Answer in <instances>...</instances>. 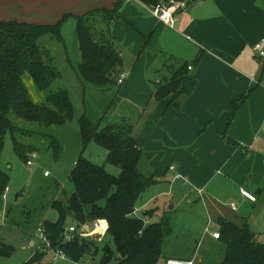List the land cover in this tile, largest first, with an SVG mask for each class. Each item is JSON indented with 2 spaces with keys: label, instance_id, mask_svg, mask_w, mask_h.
Here are the masks:
<instances>
[{
  "label": "crops",
  "instance_id": "0c3cea01",
  "mask_svg": "<svg viewBox=\"0 0 264 264\" xmlns=\"http://www.w3.org/2000/svg\"><path fill=\"white\" fill-rule=\"evenodd\" d=\"M111 3L114 0H29L21 4L17 14L22 15L19 21L54 23L66 12H101L99 8ZM126 3L144 8L151 16L143 18L135 9L130 15L129 5L123 6V21L107 32L114 46L115 42L120 46H115L122 60L120 73L125 72L121 46L135 42L131 55L136 61L131 62L117 97H127L131 91L141 110L140 119L147 115L148 123L141 129L139 122L131 123L128 115L121 113L119 117L132 125L145 167L158 172L157 182L166 181L168 195L176 189L180 198L187 199L189 192H196L209 204L214 217L237 224L247 221L252 230L264 225V209H257L264 203V62L257 61L252 49L264 37V2L196 0L174 14L172 27L152 15L140 1ZM152 30L148 47L158 44L161 50L157 54L154 49L152 55L145 53L144 57L145 37ZM189 55L191 60H184ZM197 56L199 62L192 64ZM162 57L165 59L160 64ZM184 62L191 63L187 69L196 75L192 92L178 96V106L171 104L172 94L156 98L164 65L169 64L163 75L169 81L173 70ZM244 94L231 117L233 102ZM241 189L254 195L255 200L242 195ZM153 201L150 196L141 202L140 214L148 213L145 222L160 217L156 208L146 209ZM30 245L35 244L31 241ZM195 255L196 250L193 261Z\"/></svg>",
  "mask_w": 264,
  "mask_h": 264
},
{
  "label": "trees",
  "instance_id": "16d2710c",
  "mask_svg": "<svg viewBox=\"0 0 264 264\" xmlns=\"http://www.w3.org/2000/svg\"><path fill=\"white\" fill-rule=\"evenodd\" d=\"M125 1L114 0L112 8L97 9L104 14L107 22H116L121 19L120 9ZM138 1L149 7L168 0ZM185 1L187 8L196 0ZM88 14L66 12L54 23L0 20V151L8 132L12 134L14 150L23 161L35 151L34 147L23 145L14 138V133L22 129L13 124L12 114L42 126L64 125L73 118L74 105L66 89L50 92L45 103H39L30 98L23 80L24 74H27L39 90H45L58 78L59 72L49 52L38 45V40L49 34L63 41L61 27L69 17L76 19L80 52L76 72L80 80L100 87L118 85L115 74L122 62L119 51L109 38L103 42L94 38L85 23ZM199 60L197 56L191 63L196 64ZM191 63L184 62L173 70L169 81L157 87L155 97L163 98L172 94L171 104L178 106V96L189 95L197 83L196 75L187 69ZM245 97L246 94L233 102L231 117ZM76 120L82 151L69 172L73 190L65 200L51 201L50 206L57 211V219L41 220L37 230L41 227L50 240L51 248L64 251L71 261H85L92 252V243L90 239L78 236L65 241L67 220L71 218L72 223L80 226L101 219L107 224L103 233L111 237L113 248L109 243L103 246L100 264H112L114 259V264H158L161 257L165 256L164 241L171 234L173 225L165 212L160 215V220L150 222H145L147 212H141L140 217L130 215L139 196L157 181L158 176L156 170L145 168L143 151L133 136L132 125L122 118L118 123L100 127V122L92 121L85 113ZM23 131L31 133L29 130ZM48 136L53 156L57 158L61 143L52 135ZM90 143L106 150L105 161L119 167L118 176L107 172L105 164H96L82 155ZM140 167L148 169L149 173L143 172ZM8 184L9 175L0 168V203ZM25 212L23 209L22 213ZM29 217L30 210H27L25 219L29 220ZM216 223L219 236L215 240L224 245V257L218 264H264V239H258L247 221L237 224L218 217ZM39 248L41 250H34L25 264H36L49 251L42 246ZM181 255L165 257L188 260L192 256Z\"/></svg>",
  "mask_w": 264,
  "mask_h": 264
},
{
  "label": "rangeland",
  "instance_id": "374dc122",
  "mask_svg": "<svg viewBox=\"0 0 264 264\" xmlns=\"http://www.w3.org/2000/svg\"><path fill=\"white\" fill-rule=\"evenodd\" d=\"M28 1L0 0V20H21L22 15L17 14L18 10L22 8L21 4ZM260 1L264 2V0ZM128 5L127 9H130V15L131 11L135 9L136 12L140 13L141 17H151L144 8L134 3H126L123 6ZM112 6L113 3L109 7H105L112 8ZM150 13L152 14L151 11ZM120 15V20L108 23L107 26L104 24L107 21L104 14L102 12H93L87 15L85 23L94 38L99 42H103L109 38L108 29L110 28L112 31L117 23L123 21L121 9ZM128 20L132 22V19ZM126 26L130 27V30L134 33L130 25ZM153 32L152 30L145 37V43L142 48L144 57L145 53L152 55V50L154 49L157 54L161 50V48H158V44H155L153 48L152 46L148 47V42ZM61 33L63 41L57 40L49 34L42 36L38 40V45L49 52V56L52 58L51 61L59 72L58 78L54 79L52 84L45 90H39L27 74H24L23 80L30 98L39 103H45L46 97L50 92L66 89L72 98L74 116L64 125L42 126L35 122L15 117L13 114L11 115L13 124L22 129L14 133V138L23 145L34 147L38 156L32 166H27L25 161L14 150L12 134L8 132L4 136L3 147L0 151V168L9 175V184L7 186L9 192L8 198L2 197V202L0 203V264H25L34 250H41L37 247L39 245L37 237L38 223L43 219L55 221L58 215L57 211L50 206L51 201L53 199L65 200L66 196L72 192L73 187L69 180V172L74 160L82 151L76 120L80 114L85 113L92 121L100 122V127L118 123L121 113L128 115L131 123L139 122V129L148 123L147 115H143L140 119L141 110L136 98L131 97V91H129L127 97H117V92H119L118 85L100 87L80 80L76 72L77 64L80 62V52L76 36L75 17H69L63 22ZM128 43L126 47L121 46L123 52H125L123 69L127 76L131 62L134 61L131 49L135 42L131 40ZM117 45L119 46V43L115 42L116 47ZM191 58L189 55L184 60L190 61ZM164 59L163 57L160 58L159 63L164 62ZM118 67L115 77L120 74ZM168 68L169 64H165L161 69L162 78L160 83H158L159 85L167 81L163 78V75L167 74ZM23 130H29L31 133ZM48 134L57 138L61 143V151L57 158H54L53 148L49 146ZM82 155L96 164H105V168L110 174L119 175L120 169L118 166L106 163V150L103 147L90 143ZM145 168L142 167L141 169L140 167L143 172L149 173L148 169ZM44 170H48L50 175L44 176ZM156 179L159 180L158 177ZM167 188L166 181H156L139 196L136 203V206L140 208L141 202L146 200L147 197H154V201L146 209L156 208L158 215L165 212L172 223V232L164 241L163 255H192L193 249L196 248L194 264H218L221 262L224 257V245L219 240L211 237V231L213 229L218 230V226L216 223L217 216L214 217L210 214L212 209L210 210L209 204L200 200L196 192H189L188 198L182 199L176 189L173 190L171 195H168ZM153 191L154 193L152 194ZM164 191L165 194H161ZM18 193H21L20 196L15 197ZM257 207L258 211L264 209L263 201ZM23 209L26 210L25 213H22ZM27 210H30L31 217H29V220L25 219ZM157 220H160V217ZM72 222V219L68 218L67 226ZM206 228L207 230H205ZM253 231L259 240L264 239V225L254 226ZM85 238L90 239L92 252L85 258L84 263L100 264L103 246L109 243L113 248L111 237L108 235L102 237L101 233H92L85 236ZM31 241L34 242V246L30 245ZM94 249L96 250L95 252H93ZM115 256L117 258L118 255L115 254ZM165 256L161 257L159 264H165ZM115 261L114 259L112 264ZM49 262L52 263V253L47 251L36 264H47ZM53 264H71V262L67 259H58Z\"/></svg>",
  "mask_w": 264,
  "mask_h": 264
},
{
  "label": "built area",
  "instance_id": "2783aa9c",
  "mask_svg": "<svg viewBox=\"0 0 264 264\" xmlns=\"http://www.w3.org/2000/svg\"><path fill=\"white\" fill-rule=\"evenodd\" d=\"M153 15H155L161 22L172 27L174 25V14L178 12L180 9L186 8V1L181 0H168L167 2H161L156 4L155 6L148 7ZM252 49L256 53V59L258 62H264V37L260 38L252 45ZM127 76L126 72H121L119 76L116 78V83L118 85L122 84ZM38 154L36 151L31 152L28 155L25 163L27 166H32L34 164L35 159ZM44 176H49L50 172L48 170H44ZM8 187L5 188L2 197L8 198ZM242 195L247 197L248 199L254 201L255 197L247 190L241 189ZM231 207L234 208V203H231ZM140 208L135 206L130 213L132 216L140 217L139 215ZM107 229V224L105 221L101 219H96L90 223L76 225L75 223H71L66 226L64 231V239L65 241H71L75 236L84 237L90 235L92 233H103ZM207 230V228L205 229ZM211 235L214 238H218L219 233L217 231H211ZM37 237L39 239V246L44 247L45 249H49L52 253V263L58 259H67L71 262V264H85L84 261H71L69 257L65 254L64 251L60 249L51 248V243L44 230L40 227L37 230ZM165 264H194L192 259H180V258H168L165 260Z\"/></svg>",
  "mask_w": 264,
  "mask_h": 264
},
{
  "label": "water",
  "instance_id": "95a60500",
  "mask_svg": "<svg viewBox=\"0 0 264 264\" xmlns=\"http://www.w3.org/2000/svg\"><path fill=\"white\" fill-rule=\"evenodd\" d=\"M15 197H17V195H15Z\"/></svg>",
  "mask_w": 264,
  "mask_h": 264
}]
</instances>
